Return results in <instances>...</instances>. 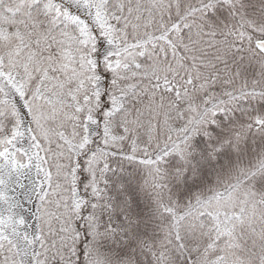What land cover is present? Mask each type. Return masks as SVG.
Here are the masks:
<instances>
[{
  "label": "snow or ice",
  "instance_id": "snow-or-ice-1",
  "mask_svg": "<svg viewBox=\"0 0 264 264\" xmlns=\"http://www.w3.org/2000/svg\"><path fill=\"white\" fill-rule=\"evenodd\" d=\"M0 264H264V0H0Z\"/></svg>",
  "mask_w": 264,
  "mask_h": 264
}]
</instances>
